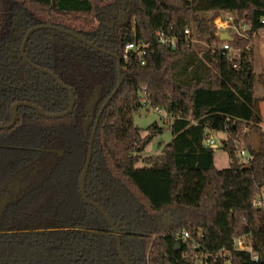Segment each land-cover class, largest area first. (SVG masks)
I'll return each mask as SVG.
<instances>
[{
    "label": "trees",
    "instance_id": "16d2710c",
    "mask_svg": "<svg viewBox=\"0 0 264 264\" xmlns=\"http://www.w3.org/2000/svg\"><path fill=\"white\" fill-rule=\"evenodd\" d=\"M233 16L241 34L221 50L214 20ZM264 0H0V264H125L111 224L81 196V177L97 116L86 194L120 231L130 264H264L235 249L236 240L264 254V129L253 36L264 28ZM94 43L96 50L57 29ZM205 35L200 54L185 38ZM176 36L177 48L157 33ZM128 42L154 50L146 62ZM52 73L68 89L58 84ZM97 91L89 116L87 105ZM163 110L172 139L158 155L142 153L165 128L146 135L133 115ZM225 134L223 149L251 159L217 169L209 134ZM142 161L144 166L138 167ZM193 233L192 242L177 238ZM195 232H201L197 237ZM179 248H176V245Z\"/></svg>",
    "mask_w": 264,
    "mask_h": 264
},
{
    "label": "water",
    "instance_id": "95a60500",
    "mask_svg": "<svg viewBox=\"0 0 264 264\" xmlns=\"http://www.w3.org/2000/svg\"><path fill=\"white\" fill-rule=\"evenodd\" d=\"M40 29H57L58 31L62 32V33H66V34H69L75 38H77L79 41L83 42L84 44L96 49V50H99V51H102L104 52L102 49H100L99 47H97L94 43H91V42H87L84 38H82L81 36H78L72 32H69V31H65L63 29H58V28H52L51 26H46V25H42V26H35V27H32L28 33L26 34V37H25V40L23 42V45H22V48H21V51H22V55L23 57L27 60L25 54H24V49H25V45L27 43V40L28 38L30 37V35L37 31V30H40ZM220 39L221 40H231L232 37L229 35V33L227 31L225 32H222V34L220 35ZM113 56L117 59L118 61V84L116 86V89L114 90L113 94L110 96V98L104 103V105L102 106L101 110H100V113L98 114L97 116V120H96V123H95V126H94V129H93V132L91 134V138H90V142H89V150H88V158H87V162H86V165L84 167V170H83V173H82V177H81V187H80V191H81V196L83 198V200L88 203L89 205L91 206H94L96 209L99 210V212L107 219V221L111 224L112 228H113V231L114 233L116 234V237H117V240H118V243H119V253H120V257L121 259L123 260V262L125 264H130L129 263V260L126 258L123 250H122V247H121V238H120V231L118 229V227H116L111 219L109 218V216L104 212V210L100 207L99 204H97L96 202H93L91 200L88 199L87 197V194H86V177H87V173H88V169H89V165H90V162H91V158H92V145H93V140H94V137H95V133H96V129L98 127V123L100 121V118H101V115L103 113V111L105 110V108L107 107L109 101L113 98V96L116 94V92L118 91V89L120 88L121 84H122V81H123V76H122V73H121V60L119 58L118 55H115L113 54ZM36 69H38L39 71L41 72H44L50 76H52L55 80L56 77L50 73L49 71L43 69V68H40V67H35ZM58 84H60L62 87L68 89L66 86H64L63 84H61L58 80H57ZM69 92H70V97H71V102H70V106L69 108L62 112V113H58V114H48L46 113L43 109H41L40 107L36 106V105H33L31 103H27V102H18L16 103L14 106H13V119L11 121V123L7 124V125H0V129L2 128H6V127H11L13 126L15 123H16V120L18 118V108L20 106H28V107H31V108H34L35 110H37L42 116L46 117V118H60V117H64L66 116L67 114L71 113L74 109V105H75V97L74 95L72 94V91L70 89H68ZM97 100V91L94 93V96L91 97L88 105H87V110H86V114L87 116L90 115V113L92 112V109H93V105L94 103L96 102ZM234 167L235 168H238V161L237 159H234ZM176 248L178 249L179 248V245L177 244L176 245ZM261 261L264 263V254L261 255Z\"/></svg>",
    "mask_w": 264,
    "mask_h": 264
},
{
    "label": "built area",
    "instance_id": "2783aa9c",
    "mask_svg": "<svg viewBox=\"0 0 264 264\" xmlns=\"http://www.w3.org/2000/svg\"><path fill=\"white\" fill-rule=\"evenodd\" d=\"M215 25L217 27L216 30V35L219 37L220 39V35L222 34V32H224L225 29H229L232 28L233 31L236 32V34H241L240 30L241 29H245L246 25L244 24H240V26H237L233 23V16L232 15H228L226 17L223 18L222 15L218 16L215 20ZM262 23L264 24V19L262 20ZM184 34H185V38L187 41L193 43V37L191 35V31L189 28H186L184 30ZM158 37H159V41L162 44L168 45L171 48L175 49L178 46V41H177V37L176 36H170L165 34L162 31H159L157 33ZM221 50L225 52H229L231 56V48L230 45L228 43L229 40H221ZM133 51L136 53L137 57H139V59L141 60V64H144L146 62V56H150L154 54V50L149 48V45L144 43V42H128L124 49H123V56L124 59H128L129 57V52ZM142 103L144 104V106L149 107V103L147 102L146 98H143ZM154 110H156L159 113H163L164 111L159 109V108H152ZM204 144L206 146H210V147H215L216 145V140L213 137L212 134H209L207 137H205L204 139ZM239 155H243L245 156V158H247L248 160H250L251 158L249 156H247V154L245 153V151L241 150L238 152ZM254 205L256 206H264V201L260 200V199H256L254 201ZM195 235L197 237H202V233L201 232H195ZM177 238H180L181 240H183V242H187V241H191L192 242V247H197V242L194 239L193 233L191 232H184L182 234H179ZM235 249L239 250V251H246L249 252L251 254L252 260L253 261H259L261 256L257 253H254L252 250V246L251 244H246L243 240H236L235 242ZM229 264V263H227Z\"/></svg>",
    "mask_w": 264,
    "mask_h": 264
},
{
    "label": "rangeland",
    "instance_id": "374dc122",
    "mask_svg": "<svg viewBox=\"0 0 264 264\" xmlns=\"http://www.w3.org/2000/svg\"><path fill=\"white\" fill-rule=\"evenodd\" d=\"M224 18V17H223ZM215 24V22H214ZM217 28V27H216ZM232 28H229L231 30ZM234 30V29H233ZM244 30V29H241ZM240 30V32H241ZM236 35V32L233 33V31H230V34ZM254 39V38H253ZM205 35L199 36L197 33L193 35V47L196 49L200 54L203 53V51L207 47ZM264 93V87L260 83H256L255 86V94L258 97H261V95ZM264 107V104H263ZM134 122L137 126H139L142 129V134L146 135L148 133L147 128L157 123L160 127H164L165 130L163 133L158 134L153 138V140L150 142V144L146 147L144 152L142 153L143 157L151 156V155H158L161 151V143H168L172 139V133L171 130L168 128L169 124V118L165 112L159 113L156 110L149 108L147 106H144L140 108V110L133 115ZM213 137L216 140L215 145V154H214V165L217 169H224L228 168L232 165L234 162L232 158L229 156L227 151L223 149V140L225 139V134L222 132H217L216 134H213ZM237 158L239 161V164H246L249 162L247 158L243 155H239L237 153ZM138 167L144 166V163L140 161L137 164Z\"/></svg>",
    "mask_w": 264,
    "mask_h": 264
},
{
    "label": "crops",
    "instance_id": "0c3cea01",
    "mask_svg": "<svg viewBox=\"0 0 264 264\" xmlns=\"http://www.w3.org/2000/svg\"><path fill=\"white\" fill-rule=\"evenodd\" d=\"M232 30V29H231ZM229 29H225L229 33V35L232 37L234 34H230ZM233 31V30H232ZM235 33V31H233ZM253 45L255 47V68L258 73H262L264 76V28L257 31L253 36ZM262 98H264V93L261 95ZM264 101L260 102V109L262 114V126L264 129V107H263Z\"/></svg>",
    "mask_w": 264,
    "mask_h": 264
}]
</instances>
